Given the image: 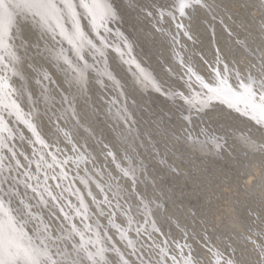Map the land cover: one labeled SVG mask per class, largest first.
<instances>
[{
	"label": "snow or ice",
	"instance_id": "snow-or-ice-1",
	"mask_svg": "<svg viewBox=\"0 0 264 264\" xmlns=\"http://www.w3.org/2000/svg\"><path fill=\"white\" fill-rule=\"evenodd\" d=\"M201 12H212L209 0H154L145 15L162 34L174 27L167 34L178 44L180 36L193 40L186 22ZM122 20L116 0H0V264H236L226 243L200 236L201 258L186 232L176 240L163 231L160 196L140 190L142 167L97 141L77 103L94 88L114 90L106 114L130 131L127 89L154 90L179 102L176 138L182 130L193 150L218 154L217 137L203 129L193 136L194 116L223 104L264 128V47L225 28L245 63L217 46L201 57L202 71L177 53L178 68L161 80L134 55ZM110 57L126 66V77L113 74ZM241 149L264 153V140L245 138ZM253 215L261 228L246 237L250 264H264V216Z\"/></svg>",
	"mask_w": 264,
	"mask_h": 264
},
{
	"label": "bare ground",
	"instance_id": "bare-ground-1",
	"mask_svg": "<svg viewBox=\"0 0 264 264\" xmlns=\"http://www.w3.org/2000/svg\"><path fill=\"white\" fill-rule=\"evenodd\" d=\"M153 2L116 0L123 15L120 29L133 42L136 58L157 79L168 80L167 69L178 68L177 53L202 71L201 57L211 58L217 46L229 60L245 63L248 57L226 39L225 28L246 38L252 48L264 47V0H209L211 13L195 14L186 22L193 40L180 36L178 44L167 34L174 32V27L165 26L162 34L156 20L146 17ZM209 23L215 29V39L211 37ZM109 67L118 79L126 77V66L118 58L110 57ZM171 77L176 79V72ZM114 96V90L94 88L87 100L78 101L77 107L94 122L97 141L114 143L122 154L127 153L134 166L142 167L138 173L140 190L160 196L157 203L163 207L158 224L163 231L176 240H181L186 232L194 255L198 253L201 258L204 250L200 247V236L208 235L214 244L231 246L229 251L234 253L236 264H250L255 254L246 237L250 228L256 231L261 228L253 212L264 216V153L246 155L241 144L245 138L258 143L264 140V128L218 104L194 116L190 130L193 136L202 129L209 132L224 144V151L218 154L196 151L184 141L182 130L179 139L173 134L180 128L179 102L173 105L154 90L128 88L126 96L135 123L126 131L106 114L107 101ZM93 143L98 153L101 145ZM98 160L103 161V156L99 155ZM162 160L167 163H161ZM141 243L147 246L148 242L141 240Z\"/></svg>",
	"mask_w": 264,
	"mask_h": 264
},
{
	"label": "rangeland",
	"instance_id": "rangeland-1",
	"mask_svg": "<svg viewBox=\"0 0 264 264\" xmlns=\"http://www.w3.org/2000/svg\"><path fill=\"white\" fill-rule=\"evenodd\" d=\"M246 175H247V173L244 175V177H246ZM219 204H221V207H222L223 206V200L221 202H219ZM189 213H190V211H189Z\"/></svg>",
	"mask_w": 264,
	"mask_h": 264
},
{
	"label": "water",
	"instance_id": "water-1",
	"mask_svg": "<svg viewBox=\"0 0 264 264\" xmlns=\"http://www.w3.org/2000/svg\"><path fill=\"white\" fill-rule=\"evenodd\" d=\"M242 136H244V135H242ZM244 138L242 137V140H243ZM244 141V140H243Z\"/></svg>",
	"mask_w": 264,
	"mask_h": 264
}]
</instances>
